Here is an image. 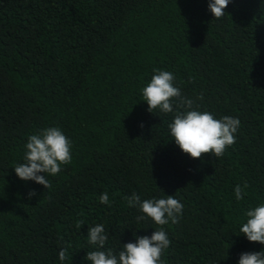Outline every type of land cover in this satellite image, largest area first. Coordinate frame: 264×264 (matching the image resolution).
<instances>
[{"label":"trees","instance_id":"1","mask_svg":"<svg viewBox=\"0 0 264 264\" xmlns=\"http://www.w3.org/2000/svg\"><path fill=\"white\" fill-rule=\"evenodd\" d=\"M208 3L0 0V264H91L97 224L108 235L100 250L117 256L162 227L163 264H238L264 251L239 233L264 203V0H229L221 18ZM154 69L172 72L194 108L239 119L223 156L180 150L168 129L175 102L172 113L148 111L141 89ZM48 127L69 139L72 160L38 173L45 189L14 167L28 136ZM236 185H247L242 200ZM133 194L173 196L184 206L178 222L138 221Z\"/></svg>","mask_w":264,"mask_h":264},{"label":"clouds","instance_id":"2","mask_svg":"<svg viewBox=\"0 0 264 264\" xmlns=\"http://www.w3.org/2000/svg\"><path fill=\"white\" fill-rule=\"evenodd\" d=\"M228 4L229 0H209L208 9L213 17L221 18ZM174 79L172 72L154 69L150 81L141 89L148 111L153 112L158 108L164 113H172L175 102V114L168 124V129L180 150L195 159L204 154L223 156L226 148L236 141L234 134L240 126L239 119L231 116L217 119L208 111L194 108L195 101L181 95L180 89L173 84ZM197 99H203V96L200 95ZM71 160L69 139L59 127H48L28 136L23 162L16 164L14 171L20 179L32 180L46 189L50 188L51 184L45 175L38 173L55 176L61 171V166L70 164ZM246 187L247 185L235 186L237 200L244 198ZM33 195L34 190L29 192V197ZM99 200L102 204H109L108 193L101 194ZM127 201L129 206L138 207L145 214L137 216L138 221L146 216L160 226L168 224L169 221L177 223L184 207L171 195L166 198L141 200L139 195L133 194ZM245 217L246 222L240 226L239 233L244 234L251 242L264 244V203L249 208ZM87 237L88 242L98 249L87 252L85 258L91 264H163L161 255L170 245L168 235L162 227L154 230L150 236H140L135 242L124 244L118 256L111 248L100 250L104 249L108 240L103 225L97 224L88 228ZM66 258V250L61 249L59 259L63 261ZM238 264H264V251L241 253Z\"/></svg>","mask_w":264,"mask_h":264}]
</instances>
